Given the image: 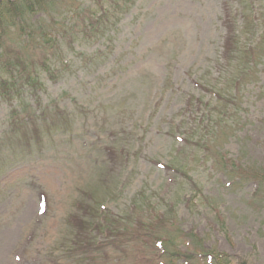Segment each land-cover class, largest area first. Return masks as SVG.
Returning a JSON list of instances; mask_svg holds the SVG:
<instances>
[{
    "label": "rangeland",
    "instance_id": "rangeland-1",
    "mask_svg": "<svg viewBox=\"0 0 264 264\" xmlns=\"http://www.w3.org/2000/svg\"><path fill=\"white\" fill-rule=\"evenodd\" d=\"M51 2L64 3L70 16L78 3L82 9L93 0ZM245 15L252 23L244 24ZM109 20L115 22L110 36H74L73 51L61 46L68 56L56 51L45 58L44 48L36 53L35 47L25 52L38 69L39 61H48L64 72L56 81L44 72L41 94L76 112L78 133L58 131L51 139L56 143L33 145L28 155L35 141L9 132L8 104L0 99V264H54L65 218L83 193L123 214L131 200L143 211L156 190L174 203L161 202L162 222L155 221L174 239L169 254L178 248L194 256L173 261L165 254L162 264H206L212 251L226 253L225 264H264V0H131ZM243 27L252 42L263 39L248 51L250 66L240 55L229 74L235 70L242 83L230 88L219 72L232 65L222 58L223 46L232 28L228 47L236 50ZM1 39L0 49L22 46L16 29ZM98 48L109 52L92 60L77 55ZM198 116H205L201 134L213 133V158L192 163L193 179L172 172L164 178L163 163L179 167L189 160L191 151L179 149L174 136L184 137L182 129ZM153 248L144 236L98 264H145L139 255Z\"/></svg>",
    "mask_w": 264,
    "mask_h": 264
},
{
    "label": "trees",
    "instance_id": "trees-1",
    "mask_svg": "<svg viewBox=\"0 0 264 264\" xmlns=\"http://www.w3.org/2000/svg\"><path fill=\"white\" fill-rule=\"evenodd\" d=\"M58 1L65 2L66 0ZM130 1L93 0L82 9H80L78 3L72 8L69 16L68 11L63 9L64 3L54 6L51 0H0V42L3 33L7 35V32L12 28L19 32L22 42L21 47L11 49L6 46V48L0 49V99L9 105V132L24 133L25 136L22 135L21 137L26 138L31 143H33V140L35 141L29 150L32 153L28 155L34 153L33 145L34 147L37 145L47 147L49 142L56 143V141L52 142L51 140L54 133L62 131L64 134L71 135L73 132L66 133L65 131L76 132L79 126L77 125L78 117L74 110H65L60 105L56 106V100L53 103H48L41 94L44 87V72L53 75L45 76L46 80L52 81L60 79L59 76L64 72L58 70L57 63L52 65L48 61H39L42 67L38 69L36 59L35 61L26 59V50L35 47L37 53L38 49L44 48L45 58L50 57V55L55 57L56 51L68 56L70 53L61 46L64 47L68 44L73 51L76 47L71 46H75L77 40L72 38L74 36H81L80 40L88 41L104 38L107 35L110 36L109 32L115 22L109 19L116 17ZM124 2L125 6L123 7L122 3ZM49 5L57 9L52 12L48 8ZM39 13L43 16L35 19V16ZM26 15L30 17V21L25 22ZM48 19L53 20L52 23L47 24ZM67 21H74V23H68ZM243 21L245 24L250 21V18L245 15ZM256 25H259V23L257 22ZM244 27L239 35V37L241 36L240 45L238 44V48L233 52L228 47V45L231 47L229 40L232 38V28H228L225 37L226 40L223 46L225 56L222 58L226 62L231 61L232 65L227 66L226 71L221 68L219 72L222 74L221 78H223V74L227 75L225 82L230 88L235 87L238 89L242 83L241 78L238 79L237 76H234L235 70L231 75L229 74L232 67L237 68L239 66L240 55H243L244 65L250 66L251 58L248 51L254 52L258 47V43L261 44L263 39L260 35L259 40L254 39V42H252V39L247 37L248 34L245 33ZM113 40L114 37L111 36V41ZM1 45L0 43V47ZM103 52L107 53L109 51L103 48H98L92 53L80 50L77 55L92 60L97 57V53L101 54ZM253 52L249 53L252 55ZM37 59L41 58L37 57ZM249 71L250 69L244 70L242 77H247L250 74ZM225 88L224 85L223 90ZM235 88L232 90L234 91ZM223 90H219V92ZM221 94L216 95L217 100H215V103H219L218 101L222 98ZM214 97L213 95L212 98ZM60 119H65V121L63 122ZM196 119L199 121H189L195 125L185 126L182 129L181 133L184 137L181 135L174 136L175 144L179 146V149L182 145L184 149L191 151L189 160L181 163L179 167L163 163L162 166L166 168L164 178L172 172L176 174V178L179 175L180 177L187 176L193 179V175L189 173L195 169L192 163L205 164L213 158L211 154L214 144L212 141L213 133L202 135L200 126L205 122V116H198ZM216 126L218 127V125ZM132 138L136 144L137 137L133 136ZM111 145V150L115 149L117 147L116 141H112ZM102 165L105 164L102 163ZM101 170V175L103 170L105 174L106 169L101 167ZM112 174L113 172H108V175ZM169 181L172 182V179H169ZM35 183L39 187L42 186L40 181H35ZM156 191L152 194L151 199L147 200V206L142 207L143 211L139 210L138 200H131L123 214L105 209L104 205L93 202L88 193H83L84 196L82 195L74 202L73 208L65 218V228L58 241L59 253L51 258L53 263L67 264L66 259H73L75 264H98L100 261L110 258H107L108 252L118 253L123 246L138 242L144 236L149 237L154 246L152 250H149V254L139 255L140 260L145 264H162L161 260L165 254L172 257L173 261L180 258L193 260L194 256L189 250L184 252L177 248L169 254V244L174 243V239L169 233L167 234L161 227H158L155 221L162 222L163 206L161 202H165L169 206H173L174 203L171 202V198L167 196V193L161 196L159 192L156 194ZM160 197H162L161 200ZM77 206H80V210L83 211L82 214L79 213ZM146 213L153 215V217L148 216ZM225 257L228 256L224 252H208L206 264H225Z\"/></svg>",
    "mask_w": 264,
    "mask_h": 264
}]
</instances>
